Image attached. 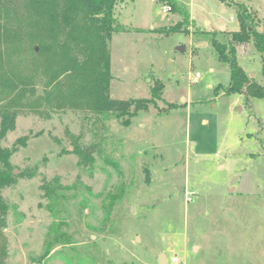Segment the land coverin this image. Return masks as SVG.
<instances>
[{
  "label": "rangeland",
  "instance_id": "1",
  "mask_svg": "<svg viewBox=\"0 0 264 264\" xmlns=\"http://www.w3.org/2000/svg\"><path fill=\"white\" fill-rule=\"evenodd\" d=\"M177 1L191 22L176 32L182 18L163 13V0L114 7L123 30L106 40L108 94L150 100L135 113L43 103L17 117L1 141L21 139L8 166L0 162L14 179L0 186V264H160L161 252L164 264H264V98L226 94L229 65L197 35L221 32L225 41L238 31V2L264 30V0ZM237 55L261 82L252 42ZM10 65L32 73L17 58ZM44 79L37 74L22 102L43 92ZM15 95L0 106H17Z\"/></svg>",
  "mask_w": 264,
  "mask_h": 264
},
{
  "label": "trees",
  "instance_id": "2",
  "mask_svg": "<svg viewBox=\"0 0 264 264\" xmlns=\"http://www.w3.org/2000/svg\"><path fill=\"white\" fill-rule=\"evenodd\" d=\"M163 1L170 6L171 12L182 18L170 27L172 32L179 31L182 25H189L188 9L177 0ZM117 2L0 0V103L13 92L16 97L11 99L17 98L18 101L13 108L0 106V162L4 166H8L9 157L21 139L10 148L2 147L1 141L15 128L17 117L26 113L25 107L37 111L43 103L48 108L67 104L90 109L99 115L112 113L122 117L132 115L150 101L116 99L108 94L111 71L106 40L113 32L123 30L114 17ZM235 8L239 30L225 33V41L218 38L221 32L200 30L197 35L212 45L218 60L229 65V82L224 88L226 94L243 93L246 101L254 97L264 98V30L257 29L256 14L246 4L235 3ZM34 40H37L36 44ZM248 42H252L261 54V82L248 76L238 63V47ZM13 57L18 62L32 64V73L27 76L15 73L10 65ZM38 73L45 75L43 92L22 102L27 95H33V83ZM155 91L156 88L152 90V96ZM94 150L95 145L81 149L83 163L91 160ZM13 181L10 172L0 170V186L10 185ZM0 208H3L1 203Z\"/></svg>",
  "mask_w": 264,
  "mask_h": 264
},
{
  "label": "built area",
  "instance_id": "3",
  "mask_svg": "<svg viewBox=\"0 0 264 264\" xmlns=\"http://www.w3.org/2000/svg\"><path fill=\"white\" fill-rule=\"evenodd\" d=\"M169 11H170V6L169 5H163L162 6V12L163 13H168ZM198 75H199V73L197 72L196 76H198ZM171 262H178V257L176 255H173L171 257Z\"/></svg>",
  "mask_w": 264,
  "mask_h": 264
},
{
  "label": "water",
  "instance_id": "4",
  "mask_svg": "<svg viewBox=\"0 0 264 264\" xmlns=\"http://www.w3.org/2000/svg\"><path fill=\"white\" fill-rule=\"evenodd\" d=\"M197 45H199V44H197ZM177 49L183 50V48H180V47H178ZM158 262L160 264H164V263L167 262V258H166V255H165L164 252L159 253V255H158Z\"/></svg>",
  "mask_w": 264,
  "mask_h": 264
}]
</instances>
